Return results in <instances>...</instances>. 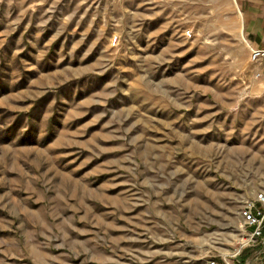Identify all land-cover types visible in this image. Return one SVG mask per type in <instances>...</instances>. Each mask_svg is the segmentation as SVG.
<instances>
[{
	"label": "rangeland",
	"instance_id": "374dc122",
	"mask_svg": "<svg viewBox=\"0 0 264 264\" xmlns=\"http://www.w3.org/2000/svg\"><path fill=\"white\" fill-rule=\"evenodd\" d=\"M233 5L0 0V264L264 260L240 216L264 79Z\"/></svg>",
	"mask_w": 264,
	"mask_h": 264
},
{
	"label": "built area",
	"instance_id": "2783aa9c",
	"mask_svg": "<svg viewBox=\"0 0 264 264\" xmlns=\"http://www.w3.org/2000/svg\"><path fill=\"white\" fill-rule=\"evenodd\" d=\"M250 63L264 65V49L249 46ZM257 76L260 74L257 73ZM244 228V246L254 244L258 239L264 244V187L256 192L240 209ZM212 264H214L212 262ZM254 264H264V260Z\"/></svg>",
	"mask_w": 264,
	"mask_h": 264
},
{
	"label": "crops",
	"instance_id": "0c3cea01",
	"mask_svg": "<svg viewBox=\"0 0 264 264\" xmlns=\"http://www.w3.org/2000/svg\"><path fill=\"white\" fill-rule=\"evenodd\" d=\"M233 4L234 14H237L248 48L264 49V0H233ZM254 68L260 74L258 77L264 79V65H254Z\"/></svg>",
	"mask_w": 264,
	"mask_h": 264
}]
</instances>
